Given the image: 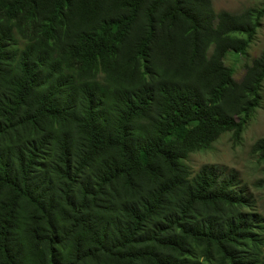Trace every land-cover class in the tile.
Masks as SVG:
<instances>
[{"label": "trees", "instance_id": "trees-1", "mask_svg": "<svg viewBox=\"0 0 264 264\" xmlns=\"http://www.w3.org/2000/svg\"><path fill=\"white\" fill-rule=\"evenodd\" d=\"M264 16L212 0H0V264H264L246 184L188 155L260 106ZM252 154L264 161V137ZM254 186H264V178Z\"/></svg>", "mask_w": 264, "mask_h": 264}, {"label": "rangeland", "instance_id": "rangeland-1", "mask_svg": "<svg viewBox=\"0 0 264 264\" xmlns=\"http://www.w3.org/2000/svg\"><path fill=\"white\" fill-rule=\"evenodd\" d=\"M264 0H212L215 11L226 10L232 13L246 9H258ZM264 48V16L257 29L255 38L245 55H229L226 63L235 68L234 78L240 80L245 71V64L257 57ZM260 106L245 127L238 142L232 141L231 133L222 134L209 148L192 152L186 162L193 172L201 166L213 164L224 167L226 174L233 173L236 180L246 184V192L255 198V207L264 217V186L254 183L264 178V161L252 154V144L264 137V81L261 86Z\"/></svg>", "mask_w": 264, "mask_h": 264}]
</instances>
